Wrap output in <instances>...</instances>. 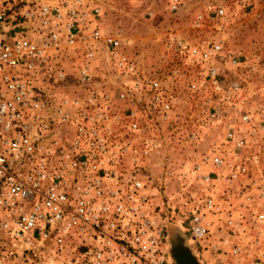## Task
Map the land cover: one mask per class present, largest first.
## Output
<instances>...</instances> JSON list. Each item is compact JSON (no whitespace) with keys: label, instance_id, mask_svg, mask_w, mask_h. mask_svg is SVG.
Returning <instances> with one entry per match:
<instances>
[{"label":"rangeland","instance_id":"obj_1","mask_svg":"<svg viewBox=\"0 0 264 264\" xmlns=\"http://www.w3.org/2000/svg\"><path fill=\"white\" fill-rule=\"evenodd\" d=\"M92 1L100 32L120 34L140 78L116 70L99 46L90 84H82L79 70L90 47L82 45L60 59L66 76L60 92L98 95L110 118L103 128L124 151L120 171L144 184L150 208L167 226L168 252L180 232L200 264L264 263V220L258 219L264 216V0ZM213 45L232 60L202 62L194 54ZM211 67L215 80L207 75ZM151 81L170 105L166 113L150 107L148 89L134 93L135 83ZM207 198L214 211L203 207ZM196 209L209 228L202 242L191 240L177 218ZM77 257L73 244L60 252L31 249L0 233V264H73Z\"/></svg>","mask_w":264,"mask_h":264},{"label":"built area","instance_id":"obj_2","mask_svg":"<svg viewBox=\"0 0 264 264\" xmlns=\"http://www.w3.org/2000/svg\"><path fill=\"white\" fill-rule=\"evenodd\" d=\"M100 15L92 0H0V233L31 249L60 252L73 244V264H174L167 226L150 208L144 184L120 171L124 151L103 128L110 118L98 95L73 98L59 90L66 80L60 59L82 45L90 46L79 70L82 84H90L99 46L116 70L140 78L120 34L100 32ZM194 54L202 62L232 60L220 45ZM207 75L215 80L218 73L211 67ZM146 84L135 83L134 93L148 89L150 107L166 113L160 85ZM101 100L107 104L109 96ZM202 205L214 211L211 198ZM204 213L177 217L196 242L209 234Z\"/></svg>","mask_w":264,"mask_h":264},{"label":"water","instance_id":"obj_3","mask_svg":"<svg viewBox=\"0 0 264 264\" xmlns=\"http://www.w3.org/2000/svg\"><path fill=\"white\" fill-rule=\"evenodd\" d=\"M177 240H169V255L175 264H200L191 250L186 246L185 238L177 232Z\"/></svg>","mask_w":264,"mask_h":264}]
</instances>
